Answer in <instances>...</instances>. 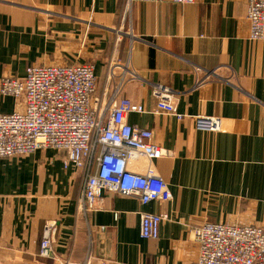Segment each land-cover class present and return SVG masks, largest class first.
Returning <instances> with one entry per match:
<instances>
[{
    "label": "crops",
    "instance_id": "1",
    "mask_svg": "<svg viewBox=\"0 0 264 264\" xmlns=\"http://www.w3.org/2000/svg\"><path fill=\"white\" fill-rule=\"evenodd\" d=\"M247 14L248 0H0V85L33 65L86 63L97 96L109 99L123 82L121 97L146 109L129 124L170 154L153 167L173 194L147 206L105 194L90 214V244L78 204L84 173L64 168L65 152L0 159V264H198L191 229L264 228V41L248 39ZM157 84L174 92L182 120L156 113ZM20 110L0 94V113ZM196 116L220 118L222 132L196 131ZM142 213L171 215L158 240L141 237ZM48 227L53 254L42 257Z\"/></svg>",
    "mask_w": 264,
    "mask_h": 264
},
{
    "label": "built area",
    "instance_id": "2",
    "mask_svg": "<svg viewBox=\"0 0 264 264\" xmlns=\"http://www.w3.org/2000/svg\"><path fill=\"white\" fill-rule=\"evenodd\" d=\"M139 1L195 5L200 0ZM247 19L248 39L264 41V0H248ZM123 86L120 82L107 100L97 96V77L90 63L33 65L27 68L24 78L7 76L1 80V96L14 98L21 110L0 113V159L48 149L65 152L64 168L84 173L78 204L90 244V214L103 207L105 194L136 197L143 206L173 201L169 184L153 167L154 162L170 154L154 142L151 130L129 124L131 114H144L146 109L121 97ZM152 96L157 102V114L183 119L170 88L154 85ZM194 122L198 132H222L220 118L196 116ZM141 159L150 163L145 174L132 172L130 163ZM171 220L170 214L142 213L141 237L158 240L161 224ZM55 232L53 227L46 229L42 257L53 254ZM189 235L199 247L198 264H264L263 227L206 223L191 229ZM89 263L90 258L84 264Z\"/></svg>",
    "mask_w": 264,
    "mask_h": 264
},
{
    "label": "rangeland",
    "instance_id": "3",
    "mask_svg": "<svg viewBox=\"0 0 264 264\" xmlns=\"http://www.w3.org/2000/svg\"><path fill=\"white\" fill-rule=\"evenodd\" d=\"M199 248V247H198Z\"/></svg>",
    "mask_w": 264,
    "mask_h": 264
}]
</instances>
